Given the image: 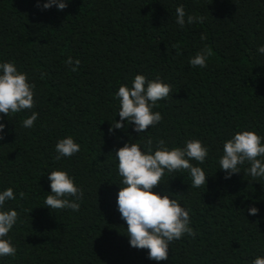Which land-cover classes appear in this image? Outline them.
<instances>
[{
    "label": "trees",
    "instance_id": "16d2710c",
    "mask_svg": "<svg viewBox=\"0 0 264 264\" xmlns=\"http://www.w3.org/2000/svg\"><path fill=\"white\" fill-rule=\"evenodd\" d=\"M37 2L0 0V62H14L36 86L35 107L3 121L0 191L14 189L17 198L5 210L15 208L18 221L9 233L17 254L0 264H252L264 256V179L254 182L247 164L230 179L218 169L223 143L236 131L264 135V56L257 52L264 0H71L62 11ZM179 5L202 21L180 27ZM203 49L207 67H191ZM136 74L172 86L154 109L163 119L142 134L134 125L109 131L119 120L115 93ZM33 111L34 127L23 128ZM66 136L81 150L56 160L55 144ZM148 139L169 148L199 139L209 148L198 165L211 175L205 187H191L181 170L165 172L153 189L191 209L196 232L174 241L159 262L129 246L116 204L123 185L115 151ZM56 169L84 189L79 211L43 206L47 173ZM253 206L257 215L247 211Z\"/></svg>",
    "mask_w": 264,
    "mask_h": 264
},
{
    "label": "clouds",
    "instance_id": "9594fccd",
    "mask_svg": "<svg viewBox=\"0 0 264 264\" xmlns=\"http://www.w3.org/2000/svg\"><path fill=\"white\" fill-rule=\"evenodd\" d=\"M71 0H38L37 6L48 10L56 7L62 11L68 7ZM187 17V19H185ZM202 21L201 17L188 15L183 5L176 8V23L180 27ZM201 39H204L202 36ZM264 56V45L257 48ZM210 53L207 49L199 51L189 59L191 67L206 68ZM79 60L75 65H79ZM67 64H73L71 57ZM76 70L75 67L72 69ZM35 84L31 83L28 74L18 69L12 61L0 62V140L4 139L6 124L13 114L22 113L35 107ZM172 94V86L157 78L149 80L143 74H136L131 86L122 84L115 93L119 108L109 131L126 129L134 125V131L142 134L149 127H156L163 119L161 112L154 111L158 101L165 100ZM35 111L22 119L21 126L31 129L38 120ZM13 119L15 117L13 116ZM125 121L127 123H125ZM55 159L71 158L78 154L81 145L72 136L61 138L55 144ZM209 156V148L199 139H189L183 147L169 148L162 139L155 142L152 139L145 144L126 142L115 151L118 161V175L122 177L117 195V209L121 219L127 224L129 246L136 249H147L149 260L166 261L169 257L170 245L184 236L195 237L196 232L191 226V209L169 195L155 192L153 189L163 183L165 172L174 173L187 170L191 177V187H205L209 174L203 165ZM192 161L197 162L195 165ZM218 169L225 172V179L241 172L246 164L245 172L254 182L264 179V135L254 130L236 131L230 139L223 143L222 155L219 157ZM244 172V174H245ZM175 177H170L174 179ZM51 191L44 200V207L53 210H80L84 189L79 186L75 177L63 169L47 173ZM102 184V183H101ZM100 186V185H99ZM23 196V193L20 194ZM16 194L12 187L0 191V259L14 257L17 248L9 233L18 221L15 208L5 210L8 201H15ZM33 210V209H32ZM31 210V211H32ZM250 215H257V207L247 209ZM252 264H264V256H257Z\"/></svg>",
    "mask_w": 264,
    "mask_h": 264
}]
</instances>
